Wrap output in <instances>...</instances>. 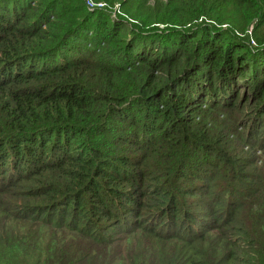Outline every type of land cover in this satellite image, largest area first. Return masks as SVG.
Returning a JSON list of instances; mask_svg holds the SVG:
<instances>
[{"label": "trees", "instance_id": "trees-1", "mask_svg": "<svg viewBox=\"0 0 264 264\" xmlns=\"http://www.w3.org/2000/svg\"><path fill=\"white\" fill-rule=\"evenodd\" d=\"M0 264H264V0H0Z\"/></svg>", "mask_w": 264, "mask_h": 264}, {"label": "rangeland", "instance_id": "rangeland-1", "mask_svg": "<svg viewBox=\"0 0 264 264\" xmlns=\"http://www.w3.org/2000/svg\"><path fill=\"white\" fill-rule=\"evenodd\" d=\"M85 4H86V6L88 7L89 10H90V8H93V7H94V4H90L89 2H85ZM96 8H102V6H99V4H98V5H96ZM112 12H114L116 15H119V13H120L119 8L117 9V7H114V8L112 9ZM249 31H251V29H250ZM244 149H245V148H244ZM257 153H258V155H259V154H260V151L257 150ZM260 155H261V154H260ZM22 228H23V229H31L32 227H29V226L23 225ZM50 230H51L50 227H49V228H48V227H45V228H44V226H42L40 232L45 231V232L47 233L46 237H48V234H49ZM73 233H74V232H72V234H68V233H67V234H64V235H61V234H57V235H58V236H62V237H64L69 243L72 244V243H75V242H76V237L73 235ZM74 234H76V233H74ZM47 240H48V238L45 239L44 244L47 242ZM82 241H83V243L87 246V248H88L89 250L95 248L94 243L88 242V241H86V240H84V239H82ZM146 242H147V243H152V241H146ZM116 243H117V245H126V241H123L121 238H120L119 241H117Z\"/></svg>", "mask_w": 264, "mask_h": 264}, {"label": "built area", "instance_id": "built-area-1", "mask_svg": "<svg viewBox=\"0 0 264 264\" xmlns=\"http://www.w3.org/2000/svg\"><path fill=\"white\" fill-rule=\"evenodd\" d=\"M91 4V3H90ZM99 6H103L102 4H99Z\"/></svg>", "mask_w": 264, "mask_h": 264}]
</instances>
